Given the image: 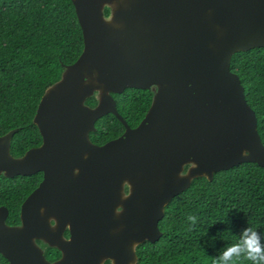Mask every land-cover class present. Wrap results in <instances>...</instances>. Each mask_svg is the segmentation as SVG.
Wrapping results in <instances>:
<instances>
[{
  "label": "water",
  "instance_id": "95a60500",
  "mask_svg": "<svg viewBox=\"0 0 264 264\" xmlns=\"http://www.w3.org/2000/svg\"><path fill=\"white\" fill-rule=\"evenodd\" d=\"M72 3L84 46L40 98L33 123L41 144L15 157L16 129L0 135V174L44 172L20 207V224H8V209L0 206V254L9 264H138L137 246L161 237L165 207L195 178L212 180L243 162L264 168L255 111L230 69L234 53L264 47V0ZM151 86L148 111L130 127L112 93ZM108 113L125 130L97 145L89 133ZM50 219L78 226L79 238L61 239ZM117 220L134 223L120 244L111 236ZM37 238L62 257L47 260Z\"/></svg>",
  "mask_w": 264,
  "mask_h": 264
},
{
  "label": "trees",
  "instance_id": "16d2710c",
  "mask_svg": "<svg viewBox=\"0 0 264 264\" xmlns=\"http://www.w3.org/2000/svg\"><path fill=\"white\" fill-rule=\"evenodd\" d=\"M83 46L72 0H0V135L16 129L13 156L41 143L33 123L40 98ZM230 69L240 78L264 143V47L234 53ZM112 96L133 126L148 110L152 92L130 87ZM86 102L95 104L92 97ZM123 126L108 113L97 119L90 138H115ZM40 178L0 174V206L8 209V224L20 223V205ZM159 227L156 242L138 246V264H264V168L243 162L215 172L212 180L195 178L167 204ZM0 264H9L1 254Z\"/></svg>",
  "mask_w": 264,
  "mask_h": 264
},
{
  "label": "flooded vegetation",
  "instance_id": "af4514ba",
  "mask_svg": "<svg viewBox=\"0 0 264 264\" xmlns=\"http://www.w3.org/2000/svg\"><path fill=\"white\" fill-rule=\"evenodd\" d=\"M148 90H150L151 92H152V97H153V94L155 93V86H151V88H149ZM152 97H151V102H152ZM91 98V97H90ZM94 100H95V98L94 97H92ZM114 98V97H113ZM115 99V98H114ZM116 101V100H115ZM87 103V102H86ZM88 104V103H87ZM151 104V103H150ZM88 105H90V104H88ZM96 105V100H95V104L94 105H90L91 107H94ZM149 107H150V105H149ZM149 109V108H148ZM148 111V110H147ZM146 111V112H147ZM146 114V113H145ZM145 116V115H144ZM143 116V117H144ZM125 120V119H124ZM142 120V119H141ZM140 120V121H141ZM140 121L137 123V124H135V125H133V126H130L128 123V125L130 126V127H136L139 123H140ZM122 123V122H121ZM125 130V127L123 126V131ZM96 131V130H95ZM95 131H91V132H95ZM123 131L121 132V134L123 133ZM120 134V135H121ZM120 135H118L117 137H119ZM89 137H90V133H89ZM117 137H115V138H117ZM115 138H112V139H115ZM112 139H108V140H106V141H97V142H94V141H92L91 140V138H90V140L93 142V143H95V144H97V145H102V144H104V143H106V142H108V141H110V140H112ZM42 142V141H41ZM41 144V143H40ZM39 144V145H40ZM38 145V146H39ZM36 147V146H35ZM37 173H40L41 174V178L39 179V181H38V183H37V185H36V187L31 191V192H33L38 186H39V184L41 183V181L44 179V172H42V171H38V172H36V173H34V174H37ZM74 173H76V174H78L79 172L78 171H74ZM34 174H30V175H34ZM30 175H27V176H30ZM16 176V175H15ZM14 177V176H13ZM8 178H10V177H8ZM124 179V177H122V178H118L117 179V183L118 182H120L121 180H123ZM84 182H85V178H84ZM123 190H124V192L125 193H128L129 192V185L127 184V183H124L123 184ZM30 192V193H31ZM29 193V194H30ZM28 194V195H29ZM27 195V196H28ZM27 196L25 197V199L27 198ZM73 197H70L69 199H67L66 201H65V205L67 204V207H70L71 205H72V203L70 202V200L72 199ZM24 199V200H25ZM24 200L22 201V203L24 202ZM83 200H85V197H83ZM22 203H21V205H22ZM82 204H86V200H85V202H82V200L79 202V206H81ZM21 205H20V207H21ZM122 209V207H119V209L118 210H121ZM20 217V216H19ZM50 222H51V226L53 227V226H55L56 225V220L55 219H50ZM133 222H131V225L127 222H124L123 223V220L122 221H120V220H117L116 221V223H114L113 224V226L111 227V229H113V233H112V235L111 236H113V237H115L114 239H115V242H116V244H120L121 242H122V240H123V237L125 236L124 234H125V232L126 231H128V229H130L131 228V226H132V229H133V227H134V223L132 224ZM20 224V223H19ZM78 226H76V225H70V224H66L64 227L63 226H61L60 225V227H58V224L55 226V230H57V228L58 229H60L58 232H60V236H61V239L63 238V239H65V240H70L71 238H72V236L73 235H75L77 238H79V234H73V233H75V230H77L78 228H77ZM56 232V231H55ZM57 232V233H58ZM53 234L54 233H52V231L49 233V240H51V239H53V238H55V237H53ZM58 235H56V237H57ZM128 236V235H127ZM51 241H53V240H51ZM145 242H147V241H144V242H142V243H140L139 245H141V244H143V243H145ZM36 243L38 244V246H40L41 248H42V250H43V252H44V255H45V257H46V259L47 260H49V261H55V260H57V259H59V258H61L62 257V250L61 249H59L57 246H55V245H51L50 243H48V242H46V241H44V240H42V239H36ZM79 244H80V242H79ZM138 245V246H139ZM138 246H137V248H138ZM136 252H137V249H136ZM105 264H110V261H106L105 262Z\"/></svg>",
  "mask_w": 264,
  "mask_h": 264
}]
</instances>
